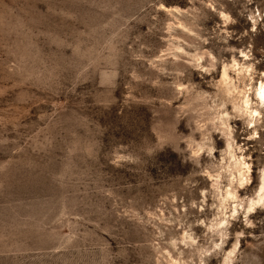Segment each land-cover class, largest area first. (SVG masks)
I'll use <instances>...</instances> for the list:
<instances>
[{
  "label": "rangeland",
  "instance_id": "1",
  "mask_svg": "<svg viewBox=\"0 0 264 264\" xmlns=\"http://www.w3.org/2000/svg\"><path fill=\"white\" fill-rule=\"evenodd\" d=\"M225 68L264 81V0H0V264H264V208L212 227L228 141L264 167Z\"/></svg>",
  "mask_w": 264,
  "mask_h": 264
},
{
  "label": "bare ground",
  "instance_id": "2",
  "mask_svg": "<svg viewBox=\"0 0 264 264\" xmlns=\"http://www.w3.org/2000/svg\"><path fill=\"white\" fill-rule=\"evenodd\" d=\"M222 79L225 81V84L227 83L226 89H228L230 103L234 112L238 115L246 116L248 121L255 127L263 115L262 111L264 110V81L260 80L254 89V86H248V83L241 87V84H237L233 81L227 68L223 71ZM231 118L232 114H230L229 111H222L220 119H222V123L226 124L227 127ZM232 132L233 131L230 130L229 136H231ZM235 146L233 140H231L228 141L227 148L225 149V153L234 158L235 161L232 168L233 170L230 172L231 177H229V183L221 197V206L224 215L216 221L215 224H212L213 230H217L218 232H223L224 226L229 223V219L226 217L227 211L225 210L227 207H230L231 214L239 213V211H241L240 209H243L247 215V222L251 220V217L255 213L264 208V167L255 193L252 196H247V198L241 197L235 182L241 184V186L249 182L251 178L250 166L246 162L244 156H236V152L234 151ZM212 178L215 180V184L218 185L220 183L219 173ZM233 250L229 251V253H232ZM227 256L229 257L230 254Z\"/></svg>",
  "mask_w": 264,
  "mask_h": 264
}]
</instances>
